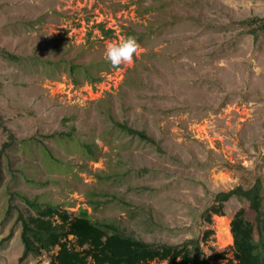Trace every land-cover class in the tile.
I'll return each mask as SVG.
<instances>
[{
  "label": "rangeland",
  "instance_id": "1",
  "mask_svg": "<svg viewBox=\"0 0 264 264\" xmlns=\"http://www.w3.org/2000/svg\"><path fill=\"white\" fill-rule=\"evenodd\" d=\"M262 19L264 0H0V264L34 257L20 236L37 205L198 264L233 259L242 210L260 251ZM126 36L139 49L113 68L104 49ZM257 182L258 213L220 202Z\"/></svg>",
  "mask_w": 264,
  "mask_h": 264
},
{
  "label": "trees",
  "instance_id": "2",
  "mask_svg": "<svg viewBox=\"0 0 264 264\" xmlns=\"http://www.w3.org/2000/svg\"><path fill=\"white\" fill-rule=\"evenodd\" d=\"M260 22V29L264 31V19ZM73 70L70 66V71ZM259 191L260 184L257 182L246 191L237 188L229 194H220V202H226L230 196L235 195L246 200L250 209L258 213ZM210 212L223 216L219 209L211 208ZM206 220L209 221V215ZM229 225L233 239V259L227 264H264V244L260 251L254 249L250 242L253 228L243 218L242 210L234 215ZM257 228L258 232L264 235V219L258 218ZM69 237H72V240ZM20 238L24 257L28 252L40 255L59 246L58 253L50 256V264H84L87 259L93 260L95 264H150L153 261H168L173 264L175 260H178V264H198L196 248H152L118 232L114 226L92 222L84 210L71 217L66 211H59L56 207L37 205L34 215L29 214L22 219ZM214 258L215 261H221L225 259V255L221 253Z\"/></svg>",
  "mask_w": 264,
  "mask_h": 264
},
{
  "label": "clouds",
  "instance_id": "3",
  "mask_svg": "<svg viewBox=\"0 0 264 264\" xmlns=\"http://www.w3.org/2000/svg\"><path fill=\"white\" fill-rule=\"evenodd\" d=\"M138 49H139V45L137 43L136 38L133 36H126V37L121 38L119 42L108 43L103 52V59L108 64H110V66L113 68L119 67L122 64H131L133 62V57L137 53ZM69 238L72 240V237H69ZM32 242L33 241H31V243ZM59 250H60V247L56 246L52 248L49 252H42L49 256V262L47 264H50V256H55ZM28 253H33V252H28ZM40 255H36L34 253V257L30 259L29 262H26L24 264H45L44 261L40 262V260L38 259L41 257ZM83 263L84 264H95L93 260L91 259H87L86 263L85 262ZM20 264H23V263H20Z\"/></svg>",
  "mask_w": 264,
  "mask_h": 264
}]
</instances>
